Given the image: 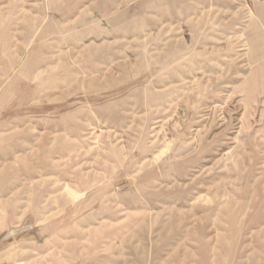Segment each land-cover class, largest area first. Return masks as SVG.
Instances as JSON below:
<instances>
[{
	"label": "rangeland",
	"instance_id": "1",
	"mask_svg": "<svg viewBox=\"0 0 264 264\" xmlns=\"http://www.w3.org/2000/svg\"><path fill=\"white\" fill-rule=\"evenodd\" d=\"M263 7L0 0V264H264Z\"/></svg>",
	"mask_w": 264,
	"mask_h": 264
},
{
	"label": "crops",
	"instance_id": "2",
	"mask_svg": "<svg viewBox=\"0 0 264 264\" xmlns=\"http://www.w3.org/2000/svg\"><path fill=\"white\" fill-rule=\"evenodd\" d=\"M257 15L258 17H260V22L262 21V25L264 26V7L263 8H258L257 9ZM36 249V248H35ZM28 259H26L25 257H21L20 260H18L19 262H22L23 264H25V262ZM25 261V262H24Z\"/></svg>",
	"mask_w": 264,
	"mask_h": 264
}]
</instances>
